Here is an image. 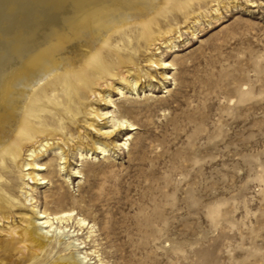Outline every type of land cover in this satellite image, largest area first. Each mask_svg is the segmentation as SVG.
I'll use <instances>...</instances> for the list:
<instances>
[{"label":"rangeland","instance_id":"1","mask_svg":"<svg viewBox=\"0 0 264 264\" xmlns=\"http://www.w3.org/2000/svg\"><path fill=\"white\" fill-rule=\"evenodd\" d=\"M190 1L194 17L169 16L173 46L151 51L173 65L149 68L154 78L137 93L93 103L131 108L138 128L114 137L129 132L128 147L73 155L37 185L41 207H74L94 224L95 241L80 250L98 252L84 264H264V0ZM52 239L41 264L77 255L72 245L62 250L67 236Z\"/></svg>","mask_w":264,"mask_h":264},{"label":"bare ground","instance_id":"2","mask_svg":"<svg viewBox=\"0 0 264 264\" xmlns=\"http://www.w3.org/2000/svg\"><path fill=\"white\" fill-rule=\"evenodd\" d=\"M192 5L190 0H0V252L9 260L0 264H41L52 237L61 244L65 236L62 250L72 245L77 255L59 254L45 264L94 258L96 249L80 250L94 240V224L74 207H41L37 185L51 182L57 169L61 175L73 155L83 161L95 150L106 154L128 147L129 132L123 142L114 137L138 128L125 113L131 108L114 113L111 105L102 109L93 103H114L113 91L137 93L146 78H154L149 68L173 65L151 51L160 53L158 44L173 46L171 33L178 27L169 16L181 11L186 22L195 16ZM143 54L145 66L139 60ZM50 151L56 157L40 162ZM71 170L80 176L78 168ZM69 177L66 171L65 182ZM54 195L58 203L65 200L63 192Z\"/></svg>","mask_w":264,"mask_h":264}]
</instances>
